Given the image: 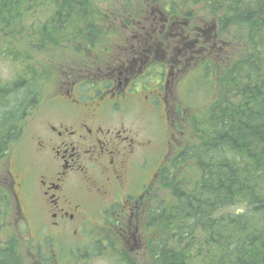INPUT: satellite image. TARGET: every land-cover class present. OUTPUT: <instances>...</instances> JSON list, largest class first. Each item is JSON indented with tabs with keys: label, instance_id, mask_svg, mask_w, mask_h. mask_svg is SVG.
<instances>
[{
	"label": "trees",
	"instance_id": "trees-1",
	"mask_svg": "<svg viewBox=\"0 0 264 264\" xmlns=\"http://www.w3.org/2000/svg\"><path fill=\"white\" fill-rule=\"evenodd\" d=\"M128 1L115 2L121 13ZM101 2L0 0L2 53L23 56L30 73L20 72L19 79L0 86V264H25L21 240L11 232V219L19 217L14 180L1 166L20 130L15 123L19 110L5 113L2 108H17L24 97L14 91L9 100L7 92L10 86L35 82L42 73L46 77L54 63H61V57L50 55L54 48H71L75 60H87L85 50L108 32L109 14ZM150 2L167 4L177 16L201 12L228 25L242 19L248 27L237 53L214 50L201 62L204 94L189 96L181 108L189 125L178 124L179 129L185 126L182 147L159 171V189L146 219L156 241L145 264H264V0ZM19 35H30L28 47L15 45ZM220 43L225 47L226 41ZM78 47L84 49L82 55ZM34 49L47 51L50 60L35 57ZM26 90L28 96L34 85ZM113 242L109 236L110 247Z\"/></svg>",
	"mask_w": 264,
	"mask_h": 264
},
{
	"label": "rangeland",
	"instance_id": "rangeland-1",
	"mask_svg": "<svg viewBox=\"0 0 264 264\" xmlns=\"http://www.w3.org/2000/svg\"><path fill=\"white\" fill-rule=\"evenodd\" d=\"M115 2H120V0H102L100 4L102 10L109 14L106 16L107 34L99 37L92 50L87 48L88 50L84 52L81 47L76 48L77 54L82 55L84 52V58L87 60L80 58L75 60L72 57L71 48H54L50 55L61 57V63H54L55 66L47 70L46 77H42L44 74L42 73L35 82L19 83V87L16 89L10 86L7 92L9 100L14 98V95H11L14 91L19 92L21 99L24 97L23 101L20 100L19 107L2 108L5 113L19 110L15 123L17 126L19 125L20 130L17 137L11 141L8 156L2 160L1 166L9 167L8 170L13 172L18 182V185L15 186L14 199L19 211V218L24 220L19 226H17L18 218H12L10 223L13 222L14 226L11 228L12 234H16L21 240L25 264H145L150 259V251L156 239L153 229L144 231L143 237L136 232L139 213L132 207L136 202L135 198H128L124 204L123 201L120 204L122 213L125 210L128 212L129 206L131 208L130 212L125 215L126 221L122 224L119 223L120 227L115 229L116 232L122 229V233L125 234L123 241L112 230H108L109 227H113L114 222L109 223V219L112 221L114 214H109L108 218L106 217L105 228L100 223V220L104 221L105 207L108 205V203L103 204V201H108L109 197L123 200L120 198L123 195L122 192L125 193L127 190L136 192L137 190L139 193L144 189L146 178L141 170L132 169L129 179L120 188L114 193H102V195H96L95 188L87 190L89 181L83 176L81 179L74 180L68 193L70 200L67 202L70 207L79 204L82 211L85 212L83 213L84 217L76 219V221L68 217L57 220L52 215V209L48 203L50 192L48 193L46 175L43 174L49 165H54L52 154L45 155V152L36 150L42 130L48 131L51 124H70L72 117L83 115V112L76 111L81 108L87 110L84 105V107H80L76 106L78 104L76 103L75 106H71L61 101V98L66 96L65 91L70 85H73L71 82L74 79L86 77V70H89L88 67L91 66L107 67V70H98L94 73L104 71L109 75L107 76L106 73L91 75L90 79L92 80L87 84L94 85L101 76L112 78L113 76L110 75L113 73H109L110 68L114 65L119 67L120 59L132 54V50L127 45L136 42L134 34L140 31L139 28L142 29L143 19L148 18L153 22V11H155L154 14L163 13V6L160 2L130 0L125 14H121ZM176 4L181 7L180 2ZM208 17L201 12H194L193 15H187L181 20L187 24L188 31L196 33L200 40L212 38L214 30L218 29L216 38L218 41H226L227 46L225 48L221 43L216 48L217 41L215 40L212 51L220 52L225 49V51L237 53L240 46L245 45L248 25L243 22L244 20L237 19L235 23L228 25L224 20L218 22L219 19L216 21ZM177 21L179 22L178 19H176V23ZM147 24H149L148 21ZM172 38L173 41L177 40L175 36L169 37L168 40ZM16 41L15 45L28 47L27 41H30V35H25V39L19 35ZM184 41L181 39V44L177 47V49L180 48V51L184 50ZM3 46L0 44V86L11 84L19 79L18 73L20 72L27 76L30 74L25 66L23 56L15 57L9 51L4 54L2 53L5 49ZM189 47L197 50L200 43L198 42L195 46L187 44L186 48ZM32 52L35 57L40 56L41 61L48 62L50 60L46 56L47 51L34 49ZM174 52V56L177 58L176 49ZM70 55L72 59H70ZM196 55L197 59L194 64L186 63L185 68L178 76L175 75L180 71H173V66H171L165 85L153 88L158 94L165 96L161 102L155 99V103L149 105L150 102L143 99L146 96L143 92L145 89L139 85L132 98L128 97V100L115 104L112 102L97 119L93 118L90 124L92 126L101 124L105 128H109L113 135L122 130L121 137L127 136L131 140H139L140 144L133 154L142 156V159H145L146 156L151 157L152 163H148L147 166L152 172H155L156 168L165 163L168 157L169 138H174L176 134L182 139L185 137V126H181L182 129L173 127L175 108L178 105L183 108L185 100L189 99V96L199 99L201 94H204L203 76L206 72L204 74L205 70L202 71L201 57L197 53ZM171 62L174 61L171 60ZM74 63L85 69L76 71L77 67ZM79 73L81 75H77ZM60 74H63V78L59 77ZM208 74H213V70L209 69ZM153 75L154 81H150L148 84L154 85L159 78L155 76L156 71ZM30 84L34 85V92H30L27 96L25 93ZM87 84H84L81 89V99L84 101L89 98L87 94L84 95ZM152 96L154 97L155 94L152 93ZM21 104L22 107H20ZM182 123L189 125L185 118ZM23 168L27 173H25V179ZM97 178L99 176L95 175L92 180L96 181ZM82 203L84 206L81 205ZM109 236L114 239L111 247L108 243Z\"/></svg>",
	"mask_w": 264,
	"mask_h": 264
},
{
	"label": "flooded vegetation",
	"instance_id": "flooded-vegetation-1",
	"mask_svg": "<svg viewBox=\"0 0 264 264\" xmlns=\"http://www.w3.org/2000/svg\"><path fill=\"white\" fill-rule=\"evenodd\" d=\"M146 44H150L149 40L146 41ZM151 48L152 44L144 51L150 52ZM131 68L132 62L124 63L121 67L122 70ZM128 81L129 78L125 82H122L120 78L116 83L111 81V85L104 89L109 98L102 95L97 102L81 103V99L75 97V94L81 93L80 90L76 91L74 87L69 88L66 91L67 96L62 97L61 101L71 106L78 103L76 106H85L87 110L81 108L76 111L83 112V115L72 117L70 124H51L48 131H41L36 150L45 152V155L52 154L54 162V165H49L43 174L46 175L48 193L50 192L48 203H50L55 219L62 220L66 217L75 221L83 219L85 212L82 211L80 205L76 204L70 207L68 203L71 184L74 180L81 179L82 176L89 181L87 190L95 188L96 195L114 193L129 179L132 169L140 168L146 178L153 176L151 169L147 166V159L143 160L137 155L135 158L132 157L135 147L132 143L127 142L129 137H121L122 130L113 135L109 128H105L101 124L93 126L90 124L91 120L97 119L112 102L116 101V98L126 99L127 96H130L129 89H126ZM22 172L25 179L24 168ZM95 175L99 176L96 181L92 180ZM83 186L85 185L83 184ZM144 187L148 192L147 183ZM122 193L125 200L136 198V193L131 190ZM147 196L148 194H146ZM112 199L109 197V202L112 205L117 204V200ZM139 199H143V196L140 195ZM138 200L135 202L134 199V202L138 204ZM81 205L84 206L83 203Z\"/></svg>",
	"mask_w": 264,
	"mask_h": 264
},
{
	"label": "bare ground",
	"instance_id": "bare-ground-1",
	"mask_svg": "<svg viewBox=\"0 0 264 264\" xmlns=\"http://www.w3.org/2000/svg\"><path fill=\"white\" fill-rule=\"evenodd\" d=\"M241 2V1H240ZM241 5V4H240ZM262 6V5H261ZM242 11V10H241ZM246 12V11H245ZM248 17V16H247ZM261 39V38H260ZM249 46V45H248ZM247 56V55H246ZM234 58V57H233ZM253 58V57H252ZM257 59V58H256ZM249 61V60H248ZM238 66V65H237ZM245 67V66H244ZM256 67V66H255ZM262 68V67H261ZM234 69V68H233ZM246 69V68H245ZM256 69V68H255ZM237 71V70H235ZM225 74V73H224ZM257 74V73H256ZM261 74V73H260ZM250 89V88H249ZM255 90V89H254ZM260 90V89H259ZM5 116V115H4ZM225 117V116H224ZM252 118V117H251ZM258 119V118H257ZM216 123V122H215ZM253 124V123H252ZM255 124V123H254ZM226 128V127H225ZM235 128V127H234ZM219 130V129H218ZM224 130V129H223ZM234 130V129H233ZM263 131V130H262ZM218 133V132H217ZM223 134V133H222ZM235 138V137H234ZM249 139V138H248ZM222 140V139H221ZM233 142V141H232ZM221 148V147H220ZM255 153V152H254ZM227 158V157H226ZM250 167V166H249ZM241 186V185H240ZM235 191V190H234ZM260 207V206H259ZM1 212V211H0ZM6 238V237H5ZM85 254V253H84ZM87 254V253H86ZM85 254V255H86ZM86 263V262H85Z\"/></svg>",
	"mask_w": 264,
	"mask_h": 264
}]
</instances>
